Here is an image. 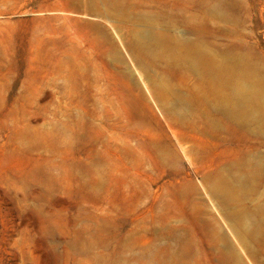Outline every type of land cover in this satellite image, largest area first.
I'll return each mask as SVG.
<instances>
[{
	"label": "rangeland",
	"instance_id": "rangeland-1",
	"mask_svg": "<svg viewBox=\"0 0 264 264\" xmlns=\"http://www.w3.org/2000/svg\"><path fill=\"white\" fill-rule=\"evenodd\" d=\"M0 264H264V0H0Z\"/></svg>",
	"mask_w": 264,
	"mask_h": 264
},
{
	"label": "bare ground",
	"instance_id": "bare-ground-1",
	"mask_svg": "<svg viewBox=\"0 0 264 264\" xmlns=\"http://www.w3.org/2000/svg\"><path fill=\"white\" fill-rule=\"evenodd\" d=\"M235 62L237 61L238 62V60L236 59V60H234ZM239 63V62H238ZM190 65V64H189ZM199 69V73H203V72H205L203 69H202V67H199L198 68ZM221 115H223L224 117H225V119H227V120H229V121H232V122H237V123H239V124H242L244 121H245V119L247 118V117H243V116H238V114L236 113V112H234L233 110H227V109H225V110H223L222 112H219ZM219 114V115H220ZM218 115V116H219ZM220 115V116H221ZM221 118V117H220ZM248 119V118H247ZM224 120V119H223ZM250 120V119H249ZM251 122V121H250ZM220 123L217 121V122H215V126L217 127L218 125H219ZM235 124V123H234ZM241 180V179H240ZM240 180H238V181H240ZM243 183V182H242ZM241 183V184H242ZM236 184H237V182H236ZM247 185V184H246ZM234 231V230H233ZM237 234V233H236ZM243 236V235H242ZM237 239V238H236ZM225 241V240H224ZM226 242V241H225ZM241 243V242H240Z\"/></svg>",
	"mask_w": 264,
	"mask_h": 264
}]
</instances>
